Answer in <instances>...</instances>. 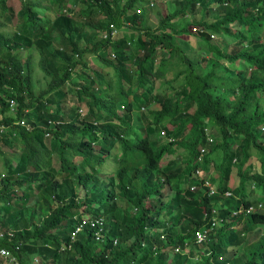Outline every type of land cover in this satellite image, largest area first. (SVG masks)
<instances>
[{"label": "trees", "instance_id": "obj_1", "mask_svg": "<svg viewBox=\"0 0 264 264\" xmlns=\"http://www.w3.org/2000/svg\"><path fill=\"white\" fill-rule=\"evenodd\" d=\"M163 2L0 0V264H264V0Z\"/></svg>", "mask_w": 264, "mask_h": 264}, {"label": "rangeland", "instance_id": "obj_2", "mask_svg": "<svg viewBox=\"0 0 264 264\" xmlns=\"http://www.w3.org/2000/svg\"><path fill=\"white\" fill-rule=\"evenodd\" d=\"M15 2L17 3V4H19L18 3V0H15ZM166 2V3H165ZM165 2H163V3H158V6H159V9L162 11V12H164L165 10L166 11H170V9H172V7H173V2H172V0H165ZM151 4V3H150ZM148 6H155L154 4L153 5H148ZM175 20H177V19H175ZM157 22H158V17H153V16H151V18H149V21H148V23L149 24H151V25H153V26H156V24H157ZM3 23V19H2V16H1V10H0V31H3V32H0L3 36H7V34H9V32H11L12 30H14V27H12L9 23H5L4 22V24H2ZM125 30H129L127 27L125 28ZM264 30V29H263ZM264 35V34H263ZM264 37V36H263ZM181 38H185V40L186 39H188V37L187 36H181ZM182 43V42H181ZM187 44V43H186ZM197 46V45H196ZM35 52V51H34ZM27 52H25V54H26ZM24 53H23V57L25 58L26 57V55H25ZM37 60H38V55L37 54H35L34 55V64H35V73H34V75H35V80H39L40 82L38 83V88H37V90H39V89H42V88H45L46 86H47V79H45V77H44V74H43V72L41 71V70H39V68L37 67V65H36V63H37ZM89 64L92 66V67H97V61L94 59V58H89ZM73 80L75 81H77L78 82V79H76V77H74L73 78ZM83 105V104H82ZM10 109H16V106L15 105H12L11 106V108ZM84 111H85V107L84 106H82V113H84ZM161 136V135H160ZM153 137V135H151L150 136V138H152ZM161 137H164V135H162ZM17 143H19V142H17ZM1 149H3L4 151H5V153L6 154H9V150L7 149V148H1ZM182 148H180V147H177L176 148V151L172 154V155H165V156H163V158H162V162L164 163V162H167L170 158H176L177 156H181L182 154ZM178 158V157H177ZM108 161V160H107ZM106 161V162H107ZM0 171H1V164H0ZM232 175V174H231ZM231 181L232 182H235L236 181V179H235V177H232L231 178ZM79 191L82 193L83 192V190L81 189V188H79ZM169 194H172L173 193V190H170L169 192H168ZM168 193H167V195H168ZM166 195V196H167ZM165 196V197H166ZM259 236H260V233L259 232H255L254 233V235H251L250 236V240L249 241H254V240H256V239H258L259 238Z\"/></svg>", "mask_w": 264, "mask_h": 264}, {"label": "clouds", "instance_id": "obj_3", "mask_svg": "<svg viewBox=\"0 0 264 264\" xmlns=\"http://www.w3.org/2000/svg\"><path fill=\"white\" fill-rule=\"evenodd\" d=\"M16 123H19V121H16ZM50 123H51V122H50ZM20 124H25V123H23V122L21 121ZM53 124L56 125L54 122H52L51 125H53ZM4 128H5V127L0 126V132H2V131L4 130ZM160 134H161V136L164 135V137H163V140H164V138H165V134H163V132H160ZM261 205H263V203H262ZM176 250H177V248H176Z\"/></svg>", "mask_w": 264, "mask_h": 264}, {"label": "built area", "instance_id": "obj_4", "mask_svg": "<svg viewBox=\"0 0 264 264\" xmlns=\"http://www.w3.org/2000/svg\"><path fill=\"white\" fill-rule=\"evenodd\" d=\"M151 2H149V5H152V3L150 4ZM118 34V30L117 29H114L112 31V36H116ZM103 36H106L105 34H103Z\"/></svg>", "mask_w": 264, "mask_h": 264}]
</instances>
